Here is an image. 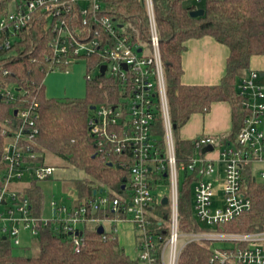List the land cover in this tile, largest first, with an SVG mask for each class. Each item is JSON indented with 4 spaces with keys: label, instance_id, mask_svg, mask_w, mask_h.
Segmentation results:
<instances>
[{
    "label": "built area",
    "instance_id": "built-area-1",
    "mask_svg": "<svg viewBox=\"0 0 264 264\" xmlns=\"http://www.w3.org/2000/svg\"><path fill=\"white\" fill-rule=\"evenodd\" d=\"M1 1L6 4L5 12L0 15L2 48L11 49L21 40L22 34L42 23L52 34L51 51L45 55L51 60V71L94 55L98 61L89 65V71L95 70V75H102V65L107 66L104 76L119 82L122 96L116 104L96 107L88 120V128L96 139L98 151L106 159L111 154L119 156L126 151L131 154L133 163L129 166L130 177L125 186L129 190L128 197L97 195L73 208L53 202V217L35 215L29 195L14 189L13 184L25 177L32 181L49 179L56 167L41 162V154L35 149L39 103L34 100L27 106L18 107L17 115L8 120L15 127L0 155L5 165L0 173V237L6 236L4 240L16 247L21 245L24 232L36 237L51 222H61L64 229L72 233L77 253L86 245L82 226L92 220V213L111 209L120 214L114 220L130 216L138 231V259L146 264H178L181 253L191 242L229 244L219 248L212 246V264H264V229L223 230L252 207V200L243 187L245 167L264 164V131L260 128L264 120V86L259 81V72L250 71L238 84L240 103L246 115L236 140L223 144L213 136L197 137L193 140L195 153L187 162L179 164L154 0H140L145 10L147 33L144 25L108 12L106 0ZM92 77L88 76L89 79ZM2 94L9 98L13 92L4 88ZM158 117L164 128V153L157 146L153 132ZM6 132L7 128L3 129V133ZM207 146H220L219 160L224 167L222 178L218 176L215 161L200 152ZM179 170L195 175L196 219L211 229L181 231ZM152 173L164 174L170 181L166 236L157 231L163 222L161 217L156 216L158 227L150 219L164 196L155 193L149 178ZM259 174L264 181V169ZM216 185L221 186L222 196L221 205L214 207ZM56 227L58 229L59 225Z\"/></svg>",
    "mask_w": 264,
    "mask_h": 264
},
{
    "label": "trees",
    "instance_id": "trees-1",
    "mask_svg": "<svg viewBox=\"0 0 264 264\" xmlns=\"http://www.w3.org/2000/svg\"><path fill=\"white\" fill-rule=\"evenodd\" d=\"M161 55L165 65L168 96L170 101L173 131L176 139L177 161L187 162L195 153L194 142L180 139L179 129L196 112H207L216 101H229L233 110V131L224 142H234L240 131L246 111L240 103L238 84L247 75L253 55L264 54V0H202L205 14L192 17L190 12L198 9L192 0H154ZM108 12L123 17L133 23L144 25L147 33L145 10L140 0H106ZM6 4L0 2V15ZM51 31L42 23H37L11 49L0 44V92L10 88L11 97L0 101V155L7 138L15 127L8 120L13 119V111L27 106L34 100L39 103L35 149L42 152L40 161L45 162L44 152H51L72 166L86 171L85 179L76 181V188L84 202L94 199V190H109V196L128 197L127 185L130 177L129 166L133 163L130 153L117 156L111 154L106 159L98 151L96 139L88 128V120L94 109L101 104L118 103L122 96V86L113 78L95 75L87 78V95L83 99H58L45 93V77L51 72L50 53ZM213 36L218 42L228 46L226 74L217 85H184L182 53L185 42L190 38ZM89 65L98 58H86ZM64 69V68H61ZM7 70V73H4ZM93 107H95L93 109ZM9 127V129H8ZM7 132L3 133V129ZM11 128V129H10ZM153 132L157 146L164 153V128L160 117L156 118ZM113 165H110V163ZM122 162H126L122 164ZM5 165L0 159V173ZM247 166L243 172V187L252 200L251 209L229 223L223 230L247 232L264 229V182H259ZM170 184L169 177L155 174L151 181L155 188L158 183ZM192 176H184L179 187V225L186 232H200L211 227L199 222L193 216ZM33 204L35 215L42 216V193L34 183L25 191ZM116 193V195H114ZM127 193V195H126ZM126 195V196H125ZM81 199V200H83ZM80 200V202H81ZM78 203L75 207L79 206ZM169 205V204H167ZM73 208V207H72ZM160 217L163 222L158 227ZM111 209L100 210L96 216H118ZM170 206L162 203L153 210L150 219L165 235L168 231ZM59 225V228L56 229ZM61 222H51L43 227L37 236L38 252L32 256L16 255L8 240L0 237V264H135L120 245L115 232L98 233L97 228L84 230L86 245L80 252L74 251L72 233L64 229ZM166 236V235H165ZM210 242H191L181 253L178 264H212Z\"/></svg>",
    "mask_w": 264,
    "mask_h": 264
},
{
    "label": "crops",
    "instance_id": "crops-1",
    "mask_svg": "<svg viewBox=\"0 0 264 264\" xmlns=\"http://www.w3.org/2000/svg\"><path fill=\"white\" fill-rule=\"evenodd\" d=\"M185 45H186V48L182 53V68H183V73L181 76L182 84L184 85H208V86L219 84L222 78L226 74L227 58L230 54V50L228 46L223 43L218 42L213 36H210V35H205L199 38H190L185 42ZM253 70L259 72L260 74L259 81L264 86V54L253 55L251 57L248 73ZM260 128L264 131V120L260 124ZM232 131H233V110H232L231 103L229 101H216L211 105L210 109L207 112H204V113L196 112L192 114L189 120L179 129L178 136L180 139L190 140V141H193L195 138L203 136V135L213 136L217 139H220L221 143L224 144V143H228V142H224V138L230 135ZM8 140L9 139L5 141V144L8 142ZM219 148L220 146L218 147L207 146L203 148L200 152L204 154L207 158L213 159L215 161L216 165L218 166V176L222 178L224 176V167H223L222 162L219 160ZM41 155H42V152H41ZM250 168H251L252 174L256 177L255 169L257 168L256 169L257 172H260V170L264 169V164L254 163L253 165H251ZM182 171L184 172V176L188 175V176H192L193 178V181H192V197L193 198L192 199L194 200V188L196 185V177L193 173H190L185 170H182ZM32 182H33L32 179L29 178L27 183H24L23 181H21V182H17L13 184V188L19 189L22 191H27L32 186L33 184ZM216 186H217L216 188L221 187L220 185H216ZM156 187L157 186H155L154 188L155 193L160 192L164 196L169 195L170 191L169 193H164L162 191H157ZM103 192H104V189H103ZM103 192H100V191L97 192V194L94 195V198H96L97 195L104 196ZM221 193H222V190H221ZM81 199L83 198H80L78 194V197L76 201L72 204L71 208L75 207L78 203H83L84 199L83 200ZM42 201H43V197H42ZM53 202H56V201H52L48 207H44V204H43V208L41 211L42 216L47 217V218H51L54 216ZM214 205H215V200H214ZM101 210H104V209H101ZM98 211H95L92 213L91 215L92 220H90L84 226L81 225L82 228L84 230H92L93 228L89 227V223H95L96 224L95 228H98L99 225H102L101 222L105 220H111L115 223L123 222L122 224L123 228L120 231L118 230L117 227H115L113 230L108 231V232H112V231L115 232V236L117 237L120 245L123 247L125 253L128 255L129 253L127 252L128 246H127V243L124 242V239L125 241H128L127 237L128 238L130 237L129 235H127L128 231H131L133 235L132 249L135 246V244L138 243V231H136L137 233H134L136 226L132 222L130 216L128 215L126 218L123 217L124 219L122 220H114L115 216H106V217L96 216V213ZM193 216L196 218L195 209H194V201H193ZM157 217H160V215H158ZM104 231H107L105 227H104ZM24 233H27V232H24ZM31 238L37 239V236L36 237L31 236ZM128 256L130 257L132 261L136 262L134 259L131 258L130 255Z\"/></svg>",
    "mask_w": 264,
    "mask_h": 264
},
{
    "label": "rangeland",
    "instance_id": "rangeland-1",
    "mask_svg": "<svg viewBox=\"0 0 264 264\" xmlns=\"http://www.w3.org/2000/svg\"><path fill=\"white\" fill-rule=\"evenodd\" d=\"M204 2H198L199 8L204 6ZM96 74L95 70H88V61L86 58H80L70 65H68L64 69H56L49 72L45 77V93L48 97L58 98V99H83L87 95V78L86 76H94ZM45 161L48 164L54 165L56 170L50 179L42 180V181H33L35 185L40 188L42 196H43V204L44 207H48L52 201H56L59 204H63L68 208H71L72 204L76 201L78 197V192L76 188V181L85 179L87 177L86 171L82 168H78L72 166L59 156L51 153L44 152ZM258 168V167H257ZM256 168V169H257ZM255 169L256 177L259 182H263L260 177L259 172ZM260 169V168H259ZM155 174H150L149 178L152 181L154 179ZM184 172L179 170V182L180 184L183 182ZM29 180L28 177H25L22 181L27 183ZM157 191H162L164 193H169L170 186L168 184H161V182L157 181ZM129 193V190L127 189ZM104 196L109 194V190L103 192ZM116 195V193H114ZM127 195V193H126ZM125 195V196H126ZM222 196L221 187L215 190V205L214 207L221 205L220 198ZM169 205H165L167 207ZM162 211L158 213L161 215ZM101 224L105 227L107 231L113 230L115 227L120 231L123 228V222L115 223L111 220L102 221ZM95 223H89V227L95 228ZM166 225H169V221H167ZM137 230H134V233ZM183 231V230H181ZM129 232V233H128ZM127 237V252L128 255L131 256L136 262L135 264H146L144 262L139 261V248L138 245L132 249V232L128 231ZM186 232V231H183ZM225 245H229L228 243L223 242H214L212 246L214 248H219ZM38 252L37 248V239L31 238L29 233H24L22 236L21 246H16L14 248V253L16 255H25L32 256Z\"/></svg>",
    "mask_w": 264,
    "mask_h": 264
},
{
    "label": "water",
    "instance_id": "water-1",
    "mask_svg": "<svg viewBox=\"0 0 264 264\" xmlns=\"http://www.w3.org/2000/svg\"><path fill=\"white\" fill-rule=\"evenodd\" d=\"M205 14V9L204 8H198V9H194L190 12V15L192 17H200L203 16ZM107 66L106 65H102L101 67V74L104 75L105 71H106ZM3 94L0 93V101L2 100ZM95 107H93L94 109ZM18 113V109H14L13 111V115L16 116ZM110 165H113V163L111 162ZM125 188V185H123V189ZM100 192H103V188L100 189ZM97 194V190H94V195ZM169 203V197L168 196H164L162 199V204L163 205H167ZM98 233H103L104 232V226L103 225H99L97 228ZM81 233V232H80ZM3 239H6V236L2 237ZM15 264V263H13Z\"/></svg>",
    "mask_w": 264,
    "mask_h": 264
}]
</instances>
